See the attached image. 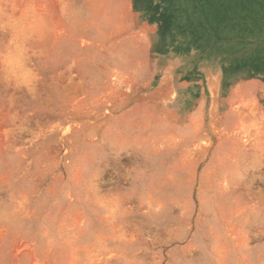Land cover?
I'll return each mask as SVG.
<instances>
[{"label":"rangeland","instance_id":"rangeland-1","mask_svg":"<svg viewBox=\"0 0 264 264\" xmlns=\"http://www.w3.org/2000/svg\"><path fill=\"white\" fill-rule=\"evenodd\" d=\"M0 264H264V0H0Z\"/></svg>","mask_w":264,"mask_h":264},{"label":"bare ground","instance_id":"bare-ground-1","mask_svg":"<svg viewBox=\"0 0 264 264\" xmlns=\"http://www.w3.org/2000/svg\"><path fill=\"white\" fill-rule=\"evenodd\" d=\"M114 33V32H113Z\"/></svg>","mask_w":264,"mask_h":264}]
</instances>
